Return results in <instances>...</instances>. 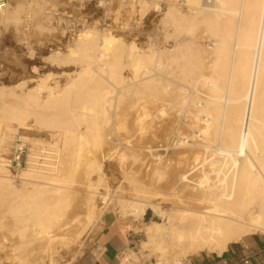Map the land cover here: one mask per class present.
<instances>
[{"label":"bare ground","instance_id":"6f19581e","mask_svg":"<svg viewBox=\"0 0 264 264\" xmlns=\"http://www.w3.org/2000/svg\"><path fill=\"white\" fill-rule=\"evenodd\" d=\"M236 1L216 0L213 20L208 23L220 38V48L215 51L214 75L208 77L204 73L206 66L199 55H195L189 70H184L186 76H191V83L209 90L214 100L195 103L203 114L200 124L193 129V146L202 155L197 158L198 165L207 164L210 156L203 158V155L208 151L210 138L216 131H222L218 120L211 116L209 105L232 104L226 120L230 135L217 152V156L230 161L229 172L222 183L207 184V174H204L199 185H191L189 175L194 171L177 176L166 171L164 180L160 165H163L166 149L160 148L147 150L153 161L141 166L139 172L144 177L131 178L132 164L125 162L119 167V180L115 179L119 183L117 190L142 200L140 204H130L134 217L140 218L147 210H152L155 218L167 220L166 227L158 222L148 226L149 242L145 243L162 255L172 251L182 256L203 251L222 253L230 243L241 241L251 233L264 232V0H239L245 5L246 26H242L240 20L227 23L220 20L227 14V6ZM3 7L5 5H0L3 20L19 19L20 5L5 14ZM231 13L238 16L243 14V9ZM166 17L179 31L194 26L174 8L169 9ZM230 28L235 32L229 31ZM97 40L96 33L90 30L78 34L65 63L80 67L69 74L65 83L61 80L45 83L36 65L40 59L29 57L27 63L33 65L32 73L36 78L27 82L20 94H14L13 102L4 103L3 113L10 123L6 126V138L12 134L13 122L27 130L32 120L35 124L63 128L66 148L76 147L74 166L61 179L47 176L56 172L60 163L59 148L52 145H48L50 155L45 168L39 172L40 142L32 143L29 167L21 175L46 177L50 183L17 190L10 176L0 175V192L11 196L0 203V207L6 208V213L0 217V226L13 227L11 241L25 248L19 260H9L6 264H56L57 245L67 246L77 233L74 227L79 226L80 230L91 219L98 198L107 199V195L99 191L103 181L102 158L111 161L118 147L125 154L132 148L130 138L119 133L120 125L127 133L140 132V139L144 140L145 134L156 128V120L163 117L157 114L149 119L150 106L155 108L160 101L175 99V72L172 70L170 77L157 72L156 68L162 67L160 59L139 56L134 49L126 56L120 55L111 34L103 37L100 47ZM50 48L54 52L50 57L63 59L59 48L55 45ZM97 50L99 52L93 54ZM225 80L232 97L226 94L222 101L219 93ZM0 95L5 94L1 91ZM128 98L131 102L125 104ZM63 109L65 114L61 112ZM213 110L218 114L225 112L223 108ZM111 117L116 119L115 124L110 121ZM80 125H84V132H78ZM90 143L94 149L88 150ZM109 144L114 148L102 155L101 148ZM4 159L0 155V161ZM0 165V172H5L4 164ZM122 184H126V188ZM161 205H165L166 210ZM82 208L86 218L79 217ZM2 244L0 253L6 249ZM2 258L0 255V261Z\"/></svg>","mask_w":264,"mask_h":264},{"label":"rangeland","instance_id":"374dc122","mask_svg":"<svg viewBox=\"0 0 264 264\" xmlns=\"http://www.w3.org/2000/svg\"><path fill=\"white\" fill-rule=\"evenodd\" d=\"M143 3L146 4L143 6ZM0 5L4 14L14 6L20 5L19 19L17 21H5L0 17V94L4 92V97L0 95V155L8 159L9 149L17 132L27 137L32 143L40 142V157L48 151L49 146L59 148L60 163L54 173L47 174L55 179L66 175L67 170L72 168L75 163V145L71 149L66 148L64 129L56 126H46L35 124L30 121V129H22L17 122H13L12 134L5 137L6 126L9 123L3 113L4 103L13 102L14 94H20L26 87L27 82L36 78L32 73L33 65H29V57L40 59L36 65L39 68L38 74L42 76L45 83L52 84L56 80L62 83L67 81L69 74L77 71L78 65L67 66L65 61L69 59V51L76 45L78 34L70 37L66 31V24L77 22L82 25L81 32L90 30L97 35V45L100 47L103 37L112 35L117 47L120 48V55L126 56L131 49L139 56H152L160 59L162 67H157V72L170 77L172 70L175 72V99L158 102L156 107L151 105L147 116L149 119L155 118L157 114L163 117L157 119L156 128L145 134L146 139H140V132L122 129L120 125L119 133L122 137L130 138L131 149L123 153L119 148L115 152V157L111 161L102 158L101 175L103 181L100 183L99 191L107 195L100 196L95 204L91 219L85 223L84 231L74 227V237L66 246L57 245L55 254L56 264H76L80 256L96 241L101 232V223L103 217L108 212H114L124 229L129 233L131 245L136 251L135 258L153 259L166 257L173 261H179L184 258H191L193 254L180 255L173 252L162 255L160 251L153 248L148 243L147 230L153 222L161 223L167 226L165 218H155L152 210H147L144 216L134 217L132 214V205L140 204L142 200L130 198L128 193L117 190L119 175L123 163L132 164L131 178H140L141 166H147L152 162L151 153L147 150L155 148L166 149L163 152V165H160V173L166 178V171L179 173L194 171L189 175L191 185H199L204 180L203 175L207 174V184L213 183L219 185L222 178L229 172V160L217 156V152L224 147V140L230 135V129L227 124V117L230 114L231 102L213 105L211 116L218 120V126L222 131H216L211 136L208 151L204 153L209 155L207 164L198 165L199 155L197 148L193 146V133L199 124V118L203 114L198 111L196 102L208 101L214 102L213 94L204 87L195 86L191 83V76H186L184 70H189L191 62L195 55H199L202 63L206 66L204 73L208 77L214 75L215 51L220 48V38L215 35L208 26L213 20L212 13L216 6V0L211 4L206 0L195 2L194 0H0ZM227 14L220 19L222 22H236L240 20L242 26H246V9L239 0L232 2L227 6ZM174 8L180 16L188 22L194 24L189 30H176V28L167 21L169 9ZM243 9V14L235 16L231 12ZM58 16H55V15ZM69 21V22H68ZM71 21V22H70ZM232 33L234 28H230ZM79 33V34H80ZM55 45L63 59L50 57L54 52L50 51V46ZM56 48V49H57ZM122 51V52H121ZM95 51L93 54L98 53ZM70 65V64H69ZM244 66L242 65V95L244 94L243 84ZM223 89L219 93L223 98H231L227 89L226 80L222 82ZM34 87V86H32ZM172 93V92H171ZM45 96V95H44ZM131 102V99L125 100V104ZM129 102V104H130ZM242 104V103H241ZM115 107L118 103L115 102ZM122 105V106H121ZM120 107H123L121 104ZM223 108V114L216 113L214 108ZM66 110H61L65 114ZM65 119V118H63ZM237 119V115H236ZM113 124L116 119L111 117ZM237 121L234 122L233 131L236 130ZM78 132H84V125L77 127ZM9 133V132H7ZM86 141V140H85ZM86 145V144H85ZM114 148L113 144L105 145L101 148L104 152ZM87 149H94L92 143ZM145 149V150H144ZM31 154V149L29 155ZM1 162V161H0ZM3 162V163H4ZM29 166V165H28ZM28 166L20 173L8 171L0 172V175L10 176L13 186L17 190L31 189L35 184L50 183L46 177L22 176ZM202 166V167H201ZM201 167V168H200ZM1 168V166H0ZM41 171V168H39ZM118 179V180H115ZM143 180H146L143 178ZM126 184H122L123 188ZM51 195V194H50ZM52 197V195L50 196ZM11 199V196L3 195L0 192V203L3 200ZM166 210L165 205H161ZM82 208L79 214L80 218H86V211ZM6 213L5 207H0V217ZM13 227L0 226V243L6 246L4 252L0 253L3 258L1 264L7 261H17L22 256L25 248L19 244H14ZM259 232V231H258ZM7 236L10 237L7 239ZM17 236V235H16ZM18 237V236H17ZM131 246V247H132ZM208 252V251H203ZM202 253V252H200Z\"/></svg>","mask_w":264,"mask_h":264},{"label":"crops","instance_id":"0c3cea01","mask_svg":"<svg viewBox=\"0 0 264 264\" xmlns=\"http://www.w3.org/2000/svg\"><path fill=\"white\" fill-rule=\"evenodd\" d=\"M131 238L114 212L104 215L96 241L76 264H124ZM192 264H264V232L248 234L230 243L222 252H202L191 257Z\"/></svg>","mask_w":264,"mask_h":264},{"label":"built area","instance_id":"2783aa9c","mask_svg":"<svg viewBox=\"0 0 264 264\" xmlns=\"http://www.w3.org/2000/svg\"><path fill=\"white\" fill-rule=\"evenodd\" d=\"M215 0H206V3L211 4ZM55 16H58L57 14ZM69 22V21H68ZM71 22V21H70ZM82 25L77 22H71L69 25L66 24V31L70 37H74L81 31ZM30 142L27 137L23 136L17 132L14 136V140L9 149L8 159L1 161L0 164H4V167L15 174L20 173L29 165V152H30ZM50 153L47 151L39 158L38 167L45 168V162L48 160L47 157ZM4 162V163H3ZM1 166V165H0ZM29 167V166H28ZM132 246V245H131ZM136 251L132 246L129 251L123 256L125 264H192L191 258L180 259L179 261H173L166 257H158L153 259H139L135 258Z\"/></svg>","mask_w":264,"mask_h":264}]
</instances>
